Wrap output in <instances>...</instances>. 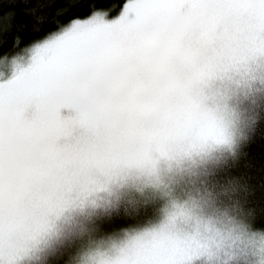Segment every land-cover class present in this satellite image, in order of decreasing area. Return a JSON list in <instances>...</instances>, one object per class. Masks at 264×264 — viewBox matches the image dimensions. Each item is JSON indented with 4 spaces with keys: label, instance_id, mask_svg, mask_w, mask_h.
I'll use <instances>...</instances> for the list:
<instances>
[{
    "label": "snow or ice",
    "instance_id": "6c2138e0",
    "mask_svg": "<svg viewBox=\"0 0 264 264\" xmlns=\"http://www.w3.org/2000/svg\"><path fill=\"white\" fill-rule=\"evenodd\" d=\"M115 8L0 53V264H264L231 171L264 125V0Z\"/></svg>",
    "mask_w": 264,
    "mask_h": 264
},
{
    "label": "trees",
    "instance_id": "16d2710c",
    "mask_svg": "<svg viewBox=\"0 0 264 264\" xmlns=\"http://www.w3.org/2000/svg\"><path fill=\"white\" fill-rule=\"evenodd\" d=\"M122 3L123 0H48L39 5L37 14L43 19L39 25H34L25 15V0H0V18L9 12L14 13L10 26L9 22L0 26V53L12 50L17 40L21 45L30 43L45 32L54 30L58 24L75 17L87 16L98 4L116 5L113 12L115 14ZM231 171L241 185L245 186L241 196L247 207L255 211L257 223H264V125L257 128L253 138L243 147ZM131 221V217L122 216L118 218L117 224L123 225Z\"/></svg>",
    "mask_w": 264,
    "mask_h": 264
}]
</instances>
